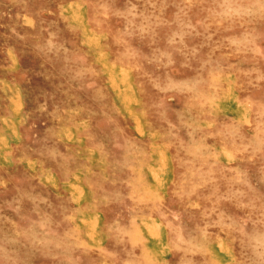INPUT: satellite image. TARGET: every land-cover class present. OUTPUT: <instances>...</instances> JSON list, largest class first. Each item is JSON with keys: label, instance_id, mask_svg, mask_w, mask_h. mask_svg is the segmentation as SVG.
<instances>
[{"label": "rangeland", "instance_id": "obj_1", "mask_svg": "<svg viewBox=\"0 0 264 264\" xmlns=\"http://www.w3.org/2000/svg\"><path fill=\"white\" fill-rule=\"evenodd\" d=\"M158 263L264 264V0H0V264Z\"/></svg>", "mask_w": 264, "mask_h": 264}, {"label": "bare ground", "instance_id": "obj_2", "mask_svg": "<svg viewBox=\"0 0 264 264\" xmlns=\"http://www.w3.org/2000/svg\"><path fill=\"white\" fill-rule=\"evenodd\" d=\"M246 123V122H245ZM243 124V123H242ZM247 131V130H246ZM250 134V133H249ZM136 137V136H135ZM150 189V188H149ZM155 189V188H154ZM151 190V189H150ZM149 191V190H148ZM159 191V190H158ZM151 193V192H150ZM159 193V192H158ZM156 194V193H155ZM153 199V198H152ZM162 201V200H161ZM116 222V221H115ZM161 224V223H160ZM158 238L157 239H160V235L159 236H157ZM147 240V239H146ZM218 241V240H217ZM166 244V241H164V245ZM151 245H153V244H151ZM208 248V247H207ZM150 251V250H149ZM168 251L169 250H167V247H165L164 246V249H163V253H164V255H167L168 254ZM211 251V250H210ZM211 253V252H210ZM145 255V254H144ZM210 255V254H209ZM213 255V254H212ZM149 256V255H148ZM211 258V257H210ZM153 259V258H152ZM213 259V258H212ZM147 260V259H146ZM148 260H151L150 258H148ZM156 261V260H155ZM152 262V261H151ZM156 262H158V260L156 261ZM154 263V262H153ZM161 263V262H160ZM164 263V262H163ZM214 263H215V261H214ZM159 264V263H158ZM219 264V263H218Z\"/></svg>", "mask_w": 264, "mask_h": 264}]
</instances>
